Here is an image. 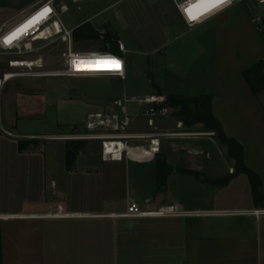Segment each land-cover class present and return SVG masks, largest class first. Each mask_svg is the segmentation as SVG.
<instances>
[{
    "label": "crops",
    "instance_id": "1",
    "mask_svg": "<svg viewBox=\"0 0 264 264\" xmlns=\"http://www.w3.org/2000/svg\"><path fill=\"white\" fill-rule=\"evenodd\" d=\"M42 1L0 4V12H6L0 28L14 24ZM141 1L150 9L155 0ZM248 7L247 3L236 5L193 28L184 24L175 7L165 21L168 13L162 8L161 22L147 12L144 35L138 21L126 17L128 26L117 28L119 37L127 36L135 51L162 56L161 66L147 68L146 90L128 85L132 70L125 59L124 79L83 77V100L68 98L70 83L65 81L51 85L47 94L40 90L17 92L12 101L0 98V264H264V213H253L264 206L254 203L246 174L232 176L223 186L211 183L231 176L234 161L214 133L200 123L179 128L180 120L173 114L156 117L158 135L153 137L158 151L150 150L156 144L146 138L144 147L131 145L140 152H131L128 158L107 159L102 153L89 158L83 151L66 169L62 136L70 132L21 131L15 112L18 99L39 97L42 102L32 115L45 116L52 108L61 113L55 122L61 127L88 118H120L117 102L125 98L210 94L213 116L224 133L241 144L244 164L259 176L264 195L262 91L254 95L242 76L243 70L264 59V38L254 35L251 46L232 49L226 32L244 21L260 35ZM89 16L83 22L91 23ZM112 20L116 27V17ZM153 23L158 24L159 34L150 32ZM174 30L178 32L172 37ZM36 83L44 84L43 80ZM71 104L81 110L79 119L71 117ZM124 106L134 126L145 129L128 133L153 131L142 113L146 105L129 100ZM165 121H171V126L163 127ZM188 135L191 138H184ZM20 139H36L39 144L19 151ZM157 158L174 168L164 182L157 180ZM131 202L146 213L176 203L184 213L119 215Z\"/></svg>",
    "mask_w": 264,
    "mask_h": 264
},
{
    "label": "rangeland",
    "instance_id": "2",
    "mask_svg": "<svg viewBox=\"0 0 264 264\" xmlns=\"http://www.w3.org/2000/svg\"><path fill=\"white\" fill-rule=\"evenodd\" d=\"M14 0H0V4H11ZM113 1L117 0H57L58 6H60V12H62L63 7L64 11L60 13V19L65 25L66 28H74L80 23H83V19L87 16L91 15V23L92 25L98 29L100 32H103L106 29L105 25H108L112 28L113 31L117 32L119 37V28L127 27L128 22L126 17H130L138 21V24L141 29V33L144 35L145 31L148 32L147 29L144 28L143 24L145 21V14L148 12L149 17L153 15V18L156 22H161L160 16H163L161 10L162 8L166 10L168 14L163 16L164 21L167 20L174 10L173 3L171 0H155L152 2V7L150 9L146 8V2L141 0H126L122 3H118L115 5H110ZM249 17H252L258 9L251 3L249 4ZM98 12V13H97ZM97 13V14H95ZM129 13V14H128ZM6 15V12H0V19H3ZM147 15V14H146ZM116 17V27H112L113 20L112 18ZM129 18V19H130ZM160 18V20H159ZM21 19L17 20L15 23L19 22ZM14 24H10L13 26ZM249 24V23H248ZM244 24V21H240L232 24L228 27L226 32L230 33V42L231 48L240 47L244 48L246 44L251 46L252 39L255 37L264 38V33L257 34L252 29L251 25ZM8 26L7 28L11 27ZM122 27V29H123ZM116 28V29H114ZM118 28V29H117ZM150 32L154 31V33L159 34L160 28L157 23H153L151 25ZM6 29V28H5ZM149 32V33H150ZM178 30L173 31V35H177ZM257 34V35H256ZM176 40V39H174ZM232 40V41H231ZM119 41H121L125 48L128 49L125 54V59L128 61L132 73L127 79V83L134 90L143 91L149 87V83L147 81L146 73L147 68L155 69V66H161L162 56L159 53H152V55L148 56L147 53L142 51H135L132 46H130L127 42V36L122 33V39L119 37ZM155 42H160L159 38L155 39ZM234 43V44H233ZM66 42L61 40L58 37H48L47 39H39L32 43L31 49L29 52L23 56L28 60H36L40 59L42 61L43 67L41 68L43 71H59L64 68L65 57L64 54L66 52ZM248 45L246 47H248ZM72 50L74 52H83V51H97L101 49L102 43L100 41H87V42H71ZM108 46V45H106ZM175 46V44L173 45ZM163 48V47H162ZM164 50V49H163ZM16 56L11 54H0V74L5 72H11L13 77L10 78L3 86L1 90L0 98L7 97V100H13V96L17 92H38L42 91V93L47 94L51 85L54 83L60 82H68L69 87H67V96L73 100H83V93L80 95V84L83 85V77H61V76H45V77H35L31 75H27L28 73L24 69H10L8 67V60L14 59ZM36 69H33L35 71ZM56 77V78H55ZM39 80H43V86L38 85L36 82ZM65 81V82H64ZM88 81V80H85ZM82 82V83H81ZM12 97V98H11ZM261 103L264 105V90L261 93ZM42 100L39 97H35L33 99H18L16 110L11 107L10 110H15V112L20 116L18 121V127L21 131H37V132H49V133H58V132H70L69 134H64L62 138H74V137H85V138H75V139H84L86 140V147L84 149V154L89 158L98 157L102 153L101 142L99 136L103 135V133L114 134V133H123V132H131L134 129L137 131L145 130L142 126H134V119L130 121V124L126 128L125 131L121 129L115 130L117 126L116 121H120V118L115 120H107L105 118L101 119H86L80 120L79 123H73L71 125L64 126H55V122L58 120V115L61 113H57L54 109L50 108L47 110L45 116L36 117L32 114L37 111V107L39 108V104ZM71 117L77 116L79 119V115L81 110L76 106L71 104ZM172 114V113H171ZM169 114V115H171ZM168 116V115H167ZM57 118V120H56ZM75 118V117H73ZM76 119V118H75ZM76 121V120H75ZM92 122L91 127H87V123ZM164 124V125H163ZM163 127H170L171 121H165L162 123ZM135 127V128H134ZM90 131H89V129ZM74 129H77V133H72ZM154 131V130H153ZM157 131V130H156ZM133 133V132H132ZM190 135L184 138H191ZM192 136V135H191ZM128 145H135L144 147L147 144V139H125ZM176 141V140H175ZM182 141V140H180ZM184 142L193 141L191 139L183 140ZM141 152H144L142 150ZM228 160V159H227Z\"/></svg>",
    "mask_w": 264,
    "mask_h": 264
},
{
    "label": "built area",
    "instance_id": "3",
    "mask_svg": "<svg viewBox=\"0 0 264 264\" xmlns=\"http://www.w3.org/2000/svg\"><path fill=\"white\" fill-rule=\"evenodd\" d=\"M175 9L179 13L182 18L184 24L193 28L199 26L216 15L224 12L236 5L247 3L253 4L258 11L251 17V21L255 27V29L259 33H264V0H230V3L221 5L218 8L213 9L209 13L201 16L199 19L191 20L185 12V8L194 5L196 0H171ZM209 6L207 4L201 5L199 7L193 8V14L198 15L200 11L203 10L204 7ZM45 9H50V12L45 13ZM32 22V23H30ZM30 23V24H29ZM28 25V26H26ZM26 26V27H25ZM25 27L24 31L14 36L10 39V37L20 28ZM72 29L66 28L63 22L60 19V13L55 5L54 0H44L39 3L32 11L27 13L21 18V20L15 23L13 26L9 28H0V54H11L16 56L14 59H9L7 64L10 69H24L28 73L27 75L35 76V77H45V76H63V77H104V76H114L119 77L121 79L125 78V54L127 53V49L124 44L118 40L117 46L120 53H115L110 50H97V51H83V52H74L72 50L71 37ZM36 37H42L36 39ZM48 37H58L61 40L66 42V52L64 54V68L59 71H43L41 68L43 67L42 61L40 59L36 60H28L24 58L29 50L31 49L32 43L39 39H47ZM118 61L119 64H112L110 61ZM31 63V65H28ZM119 70H115V69ZM33 69H36L33 71ZM13 77L11 72H5L0 74V96L1 90L4 84ZM129 100L136 102L139 105H146L143 115L146 117V124L148 127L152 128V132L150 133H114L108 135L99 136L102 140L101 149L102 155L107 159H123L128 158L130 156V152L137 153L140 152L133 148L131 145H128L125 139H142L149 138L151 139V144H156L154 147H150L152 152L158 151V141L155 140L153 136H157L158 132L157 127L155 125V118L160 116H166L172 113V109L165 105H162L164 102V97L162 96H145L138 97L133 99L125 98L122 101H118L117 105L121 109L122 116L120 117V121H116L119 119L116 115H113L110 119L107 120H115L117 122V126L115 130L121 129L125 131L128 125L130 124L131 118L127 114L125 110L124 103ZM98 118L99 116L96 115ZM101 119V118H98ZM92 122L87 123V127H91ZM182 122L179 121L177 123V127H182ZM169 134H181V133H169ZM165 135V134H164ZM75 138H85L83 137H74ZM120 141L123 143L124 148L121 151L118 157L113 155V152H108V145H111L112 142ZM114 148V150H116ZM229 171L232 173L233 169L230 168ZM182 212L179 209V206L175 203L173 205L163 206L158 208L156 212L146 213L143 212L137 203L131 202L127 205L125 212L120 213L119 215L125 217H142L148 214L157 215V216H174L181 215ZM255 214L264 213V210H258L253 212Z\"/></svg>",
    "mask_w": 264,
    "mask_h": 264
},
{
    "label": "trees",
    "instance_id": "4",
    "mask_svg": "<svg viewBox=\"0 0 264 264\" xmlns=\"http://www.w3.org/2000/svg\"><path fill=\"white\" fill-rule=\"evenodd\" d=\"M105 26L106 29L100 32L90 22L80 23L72 28V40L74 42L100 41L102 43L100 51L110 50L120 53L117 46L119 40L117 32L113 31L110 26ZM242 76L254 95L264 90V59L256 61L243 70ZM211 98L210 94H167L162 105L170 107L173 110L172 114L174 117L186 126L200 123L204 129L212 131L217 141L225 146L227 156L234 161V170L231 176L217 178L211 183L223 186L228 183L232 176L240 173L246 174L250 182L254 203L264 206V195L261 192L260 178L244 164L241 144L234 138L228 137L224 133L220 122L213 116ZM86 143L84 139L64 140L66 169H71L77 155L84 151ZM38 144L39 142L36 139H20L17 141L19 151L27 148H36ZM155 167L158 182H164L167 175L174 169L164 159L159 158L156 160Z\"/></svg>",
    "mask_w": 264,
    "mask_h": 264
},
{
    "label": "snow or ice",
    "instance_id": "5",
    "mask_svg": "<svg viewBox=\"0 0 264 264\" xmlns=\"http://www.w3.org/2000/svg\"><path fill=\"white\" fill-rule=\"evenodd\" d=\"M227 3H230V0H196V3L194 5H191L187 8H185V12L188 15L189 19L196 20V19H199L201 16L209 13L213 9L218 8L221 5H224ZM205 4H207L209 6L204 7L203 10L200 11L198 15L193 14V8L194 7H199V6L205 5ZM44 11H45V13H47V12H50V9H45ZM110 63L116 64V65L119 64V62L115 61V60L110 61ZM115 70H119V69L117 68Z\"/></svg>",
    "mask_w": 264,
    "mask_h": 264
},
{
    "label": "bare ground",
    "instance_id": "6",
    "mask_svg": "<svg viewBox=\"0 0 264 264\" xmlns=\"http://www.w3.org/2000/svg\"><path fill=\"white\" fill-rule=\"evenodd\" d=\"M30 23H32V22H30ZM30 23H29V24H30ZM26 26H28V25H26ZM26 26H25V27H26ZM25 27H22V28L18 29V30H17V31H16V32L10 37V39L13 38L14 36H17V35L21 34V33L24 31ZM38 38H42V37H36V39H38ZM28 65H31V63H29ZM117 146H118V148H117L116 150H114V148H116ZM123 148H124L123 143H121L120 141H115V142H112L111 145H108V152H109V153H110V152H113V155H114L115 157H118V156L120 155L121 151L123 150ZM130 154H131V152H130Z\"/></svg>",
    "mask_w": 264,
    "mask_h": 264
},
{
    "label": "water",
    "instance_id": "7",
    "mask_svg": "<svg viewBox=\"0 0 264 264\" xmlns=\"http://www.w3.org/2000/svg\"><path fill=\"white\" fill-rule=\"evenodd\" d=\"M64 139H73V138H64Z\"/></svg>",
    "mask_w": 264,
    "mask_h": 264
}]
</instances>
